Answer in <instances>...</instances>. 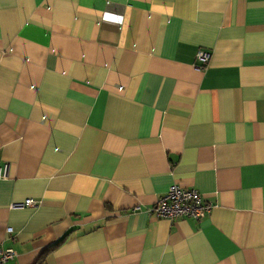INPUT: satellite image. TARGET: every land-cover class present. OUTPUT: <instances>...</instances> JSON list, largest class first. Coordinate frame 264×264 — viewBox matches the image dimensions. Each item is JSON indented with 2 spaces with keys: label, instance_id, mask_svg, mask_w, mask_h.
Listing matches in <instances>:
<instances>
[{
  "label": "crops",
  "instance_id": "crops-1",
  "mask_svg": "<svg viewBox=\"0 0 264 264\" xmlns=\"http://www.w3.org/2000/svg\"><path fill=\"white\" fill-rule=\"evenodd\" d=\"M4 170L7 264H264V0H0Z\"/></svg>",
  "mask_w": 264,
  "mask_h": 264
},
{
  "label": "built area",
  "instance_id": "built-area-1",
  "mask_svg": "<svg viewBox=\"0 0 264 264\" xmlns=\"http://www.w3.org/2000/svg\"><path fill=\"white\" fill-rule=\"evenodd\" d=\"M209 55L199 51L196 60L199 62V69H203L208 62ZM6 178V170L0 171V179ZM36 202L25 200L20 203H14L11 208L24 209L33 207ZM213 209V205L205 201L202 196L193 189H183L176 185H171L165 194L157 199L154 207L148 211V215L156 218L174 222L177 220H193L199 222L208 216ZM139 207H134L133 212H138ZM6 234H11L12 229L7 228ZM14 252L11 249H3L0 246V264H7L14 259Z\"/></svg>",
  "mask_w": 264,
  "mask_h": 264
},
{
  "label": "trees",
  "instance_id": "trees-1",
  "mask_svg": "<svg viewBox=\"0 0 264 264\" xmlns=\"http://www.w3.org/2000/svg\"><path fill=\"white\" fill-rule=\"evenodd\" d=\"M60 243H61V241L58 242V243H56L55 245L51 246L50 248H48V249H47V250L41 255V259H40V262H38V264H41L42 258L45 256V254H46L47 252L51 251L52 248L56 247V246L59 245Z\"/></svg>",
  "mask_w": 264,
  "mask_h": 264
}]
</instances>
